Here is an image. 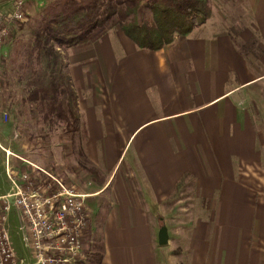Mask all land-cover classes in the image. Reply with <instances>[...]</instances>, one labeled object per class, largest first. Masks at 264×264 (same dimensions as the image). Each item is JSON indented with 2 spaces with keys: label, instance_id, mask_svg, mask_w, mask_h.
I'll return each instance as SVG.
<instances>
[{
  "label": "crops",
  "instance_id": "crops-1",
  "mask_svg": "<svg viewBox=\"0 0 264 264\" xmlns=\"http://www.w3.org/2000/svg\"><path fill=\"white\" fill-rule=\"evenodd\" d=\"M237 1L235 30L207 21L157 50L118 30L69 54L81 142L70 155L55 125L46 147L33 143L27 114H0V196L48 155L85 195L100 264H264V0ZM174 215L186 218L171 238ZM6 228L18 264H35L13 204Z\"/></svg>",
  "mask_w": 264,
  "mask_h": 264
},
{
  "label": "trees",
  "instance_id": "trees-1",
  "mask_svg": "<svg viewBox=\"0 0 264 264\" xmlns=\"http://www.w3.org/2000/svg\"><path fill=\"white\" fill-rule=\"evenodd\" d=\"M210 14L208 0H49L31 19L25 13L22 22L11 26L5 41L9 50L0 55V89L5 93L17 87L13 113L29 115L42 128L58 124L72 141L79 138L72 142L75 147L82 139L74 134L81 118L69 54L87 51L101 35L118 30L137 47L157 50ZM101 259L97 243L76 264H100Z\"/></svg>",
  "mask_w": 264,
  "mask_h": 264
},
{
  "label": "built area",
  "instance_id": "built-area-1",
  "mask_svg": "<svg viewBox=\"0 0 264 264\" xmlns=\"http://www.w3.org/2000/svg\"><path fill=\"white\" fill-rule=\"evenodd\" d=\"M10 2L8 10L0 11V49L11 26L25 19L24 0ZM37 169L46 175L45 179L31 178L23 171L21 183L10 177L12 190L0 196V264H18L6 228L11 204L18 210L20 229L35 264H76L85 257V195L48 170Z\"/></svg>",
  "mask_w": 264,
  "mask_h": 264
},
{
  "label": "rangeland",
  "instance_id": "rangeland-1",
  "mask_svg": "<svg viewBox=\"0 0 264 264\" xmlns=\"http://www.w3.org/2000/svg\"><path fill=\"white\" fill-rule=\"evenodd\" d=\"M47 1H49V0H27L26 6L28 5V9L25 11V13L28 14L29 18L31 19L33 17L34 13L43 5V3H46ZM237 2H238L237 0H208L209 6L211 9V14L204 22H207V21L217 22L219 20V21L224 22L225 24L232 26V28H234V30L237 29L238 27H240V25H242L241 23L243 22L244 18H246L245 17L246 15H244L245 14L244 9L241 10L240 6L237 5L238 4ZM24 3H25V0H24ZM3 9H5V7L3 8L0 6V11ZM4 45H2L3 49L1 52H3V50H4L7 54L9 47L7 46V44H4ZM18 97H19V90L17 87L13 88L12 91H10V89H8V90H6L5 93H2V91L0 89V114H5L2 111H6L7 114L15 115L13 113V109L15 110ZM18 114H20V113H17L16 116ZM5 118H6V116H4V119ZM17 118L20 120L19 117H17ZM23 118H26V117L23 116ZM28 118L30 121H32L34 126H36L37 133H38L36 136L34 135L32 142L33 143H45V144L48 143V140H50V139H49V137H47V135H49L50 133L46 134L44 132V129L49 130V128H42L40 125L35 124L34 120L30 119L29 115H28ZM56 125L58 126L59 132L60 133L62 132V134H63L61 136L62 141L61 140L60 141H61V143H64L66 145V149H67L66 151L68 153H70V155H71V153H72L71 152L72 142L77 143L78 142L77 140H79V138H77V139L75 138L74 139L75 142H74V140L72 141L71 137H70L71 135L69 133L62 131V128L58 124H56ZM18 126H19V128H21V125H18ZM51 128L53 130H56L55 125H53ZM81 132L82 131L79 128V133H74V134L76 136H78V134L81 136V134H82ZM47 145L48 144H46L44 146L46 147ZM37 150H39V151H36V152L37 153L40 152V154H41L42 151L40 149H37ZM51 161H52L51 156L46 155V159L44 160V162L39 163V164H34V163L30 164L29 169L23 168V170H21V172L25 171L29 177H31V178L41 177V180H43V179H45L44 176H46V175L37 169V166H38L40 168L48 170L54 176L61 178V180L66 185H68V183L66 182L67 181V178L65 175L66 173H64V172H66L69 167H67V165H64L61 163L57 164L56 162H53V161L51 162ZM33 181L34 182L36 181L35 183H37V179H33ZM182 202L186 203V205H187L188 200L184 199V200H182ZM84 203H85V201H84ZM173 217L174 218L172 219V223L168 222V224L171 228V230H170L171 238H172V225L176 222L177 223L184 222L185 218H186L183 215L182 216H180V215L175 216L174 215ZM198 217H201V216H198ZM187 218H189L188 215H187ZM11 229H13V230L10 231V234L13 235L12 238L15 239V237H14L15 236V223L13 221L11 223ZM87 244H88V238H87L86 233H85L84 240H83L85 257L81 261L86 260V254L90 248L89 245H87ZM166 254L179 255L180 254V247L176 246L175 243L172 244V241H171L170 245H168Z\"/></svg>",
  "mask_w": 264,
  "mask_h": 264
},
{
  "label": "water",
  "instance_id": "water-1",
  "mask_svg": "<svg viewBox=\"0 0 264 264\" xmlns=\"http://www.w3.org/2000/svg\"><path fill=\"white\" fill-rule=\"evenodd\" d=\"M167 238H168V235H167L166 227L162 225L158 230V243L160 245L166 244Z\"/></svg>",
  "mask_w": 264,
  "mask_h": 264
}]
</instances>
